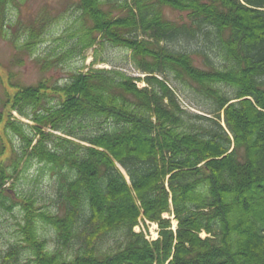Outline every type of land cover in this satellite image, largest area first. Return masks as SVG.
<instances>
[{"label":"trees","instance_id":"trees-1","mask_svg":"<svg viewBox=\"0 0 264 264\" xmlns=\"http://www.w3.org/2000/svg\"><path fill=\"white\" fill-rule=\"evenodd\" d=\"M72 1L41 69L108 45L144 76L94 67L108 63L94 54L63 85L3 81L0 210L20 208L23 244L0 264L24 247L28 264H264V0ZM24 2L0 0V39L20 65L59 20L45 4L24 18ZM24 156L50 166L53 208L6 187ZM146 221L156 239L135 231Z\"/></svg>","mask_w":264,"mask_h":264},{"label":"rangeland","instance_id":"rangeland-1","mask_svg":"<svg viewBox=\"0 0 264 264\" xmlns=\"http://www.w3.org/2000/svg\"><path fill=\"white\" fill-rule=\"evenodd\" d=\"M72 0H25L21 5L20 15L24 18L32 16L42 5H48L54 14H59V20L49 29L45 35L44 42H42L36 49L35 53L29 58L24 57L25 63L20 65L13 61V50L8 42L0 39V92L4 90L3 81H10L11 83H20L25 85L36 84L41 80H47L53 84L63 85L70 77V74L79 68L83 70L88 69L92 63L93 55L95 54L99 60H106V62H98L94 65L97 68H110L111 66L122 67L128 74H133L135 70L128 63L129 52L117 47L105 45L104 47L96 46L85 51V59L79 57L73 58L66 63H57L56 67L43 71L41 65L36 62L37 57L48 56L51 52H60L63 47L60 45L62 41L58 39L65 29L70 26L78 11L72 5ZM17 9H14L12 16L17 15ZM169 17L176 18L178 13L170 9H166ZM62 36V35H61ZM67 37V34H63ZM70 40L67 39L66 41ZM172 45V44H169ZM180 46V44H178ZM175 47V45H172ZM181 47V46H180ZM190 49V47H188ZM173 84L174 81H171ZM142 86L143 83L139 82ZM178 97L184 108L191 111L199 112L198 108L190 105L187 99L182 96V91L177 89ZM20 118L18 115H16ZM22 119V118H21ZM25 121V119H22ZM15 147L18 148L19 140L13 137ZM27 157L24 156L19 163L16 171L13 172L6 187L12 189L17 194L32 193L36 197L37 203L45 208H53L54 193V178L50 170V166L44 163H39L36 160H31L25 167ZM22 213L19 207L13 208L12 212L0 210V258L8 250L11 244H23L21 241V234L18 232L17 222H21ZM175 223V221H174ZM147 234L151 238L155 234V227L147 224ZM40 233L48 239L49 245L53 246V235L48 228L42 224L39 225ZM136 230L143 229L140 224L135 228ZM23 249V250H22ZM23 251L22 259L19 264H28L27 249L21 248Z\"/></svg>","mask_w":264,"mask_h":264}]
</instances>
